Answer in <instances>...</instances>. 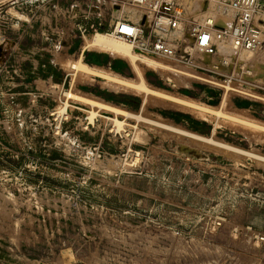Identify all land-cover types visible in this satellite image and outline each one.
<instances>
[{"label":"rangeland","instance_id":"374dc122","mask_svg":"<svg viewBox=\"0 0 264 264\" xmlns=\"http://www.w3.org/2000/svg\"><path fill=\"white\" fill-rule=\"evenodd\" d=\"M49 16L0 0V264H264V101L133 49L167 66L124 90L126 58L52 50Z\"/></svg>","mask_w":264,"mask_h":264},{"label":"built area","instance_id":"2783aa9c","mask_svg":"<svg viewBox=\"0 0 264 264\" xmlns=\"http://www.w3.org/2000/svg\"><path fill=\"white\" fill-rule=\"evenodd\" d=\"M48 28L52 50H68L77 37L85 42L107 28L140 54L264 101V80L254 76L253 60L242 57L264 51V0H72L52 10ZM222 43L233 51H222Z\"/></svg>","mask_w":264,"mask_h":264},{"label":"bare ground","instance_id":"6f19581e","mask_svg":"<svg viewBox=\"0 0 264 264\" xmlns=\"http://www.w3.org/2000/svg\"><path fill=\"white\" fill-rule=\"evenodd\" d=\"M222 21L225 23H228V19L222 20ZM84 45L86 47L90 46V47H94L96 49H101V50L111 52L115 55H119L123 58H126V60H128L129 64L133 67V69L135 70L139 79L137 81H122L120 79H117V76H115L116 78L112 77L113 80L119 81V85L121 87H123L124 90H129V91L133 90L137 93H142L145 95L146 94H155L157 96H160V94L156 93V91L147 84V81L145 80V78L143 76V72H141V70L139 68L140 67L139 61L141 63H146L152 69H158L159 67H162V66L166 67L167 65L165 66V64L162 65L161 63L156 62L157 61L156 59L154 61L153 59H150L148 57H144V56L142 57V56L136 54L135 52H133V50H132L133 48L128 41L123 40L121 38H118V37L112 35L111 33L105 32V31L98 30V31L92 33L91 37L86 40ZM221 49L224 52H232L233 51L232 47L229 43H222ZM262 54H264V51H262V50L257 51V52H250V53L243 52L242 57H248L249 59H252V60L254 59L253 60L254 76L255 77L258 76L264 80V68H263L264 63H262V61L260 59ZM255 58H256V60H255ZM74 66H75L74 67L75 72L76 71L77 72L78 71L79 72L86 71V65L83 64L81 62V60H79ZM173 70L176 72H179L180 74H187L188 73V72H184L180 69H173ZM189 76H191V75H189ZM191 77L199 78L197 75H193ZM203 81H204V79H203ZM207 81H208V79L206 80V82ZM211 82H213V84L218 85L216 83V81H214V80H212ZM224 93L225 94L223 96H226L227 95L226 92H224ZM67 96L73 97L74 99L85 101V102L88 101L87 103H90L91 105L98 104V106L99 105L101 106L100 103L95 102L94 100L84 99V98L77 96L75 94L68 93ZM176 100L181 102V100L178 98ZM108 109L115 114H125V111H123L122 109L113 108V107H108ZM93 115H94V112H91V118L93 117ZM221 115H223L225 118H229L230 120L235 121V122H240V121L244 122L241 118L231 116V115H227L226 113H223ZM115 121L117 124H119V125L121 124V121H119L118 119H115Z\"/></svg>","mask_w":264,"mask_h":264},{"label":"crops","instance_id":"0c3cea01","mask_svg":"<svg viewBox=\"0 0 264 264\" xmlns=\"http://www.w3.org/2000/svg\"><path fill=\"white\" fill-rule=\"evenodd\" d=\"M71 1L72 0H13V2L16 5H18L20 9L26 8L28 14H30L32 17H35V19L44 18V17L50 15L52 13V10L55 7H66V6H68L71 3ZM20 39L21 38L19 37L16 41H14L12 43L14 50L17 47L19 48V44L21 41ZM35 50H36V48H35ZM85 50L86 49H84V46H83V51H85ZM78 59H81V60L83 59V53L79 56ZM143 76H144V74H143ZM97 77H99V76H97ZM144 78H145V76H144ZM145 80H146V78H145ZM108 91L112 95V101H114L115 99H120V102H127L128 100H136V96L132 95L133 93H131V92H126V91L125 92L124 91L117 92V91L111 90V89H108Z\"/></svg>","mask_w":264,"mask_h":264}]
</instances>
